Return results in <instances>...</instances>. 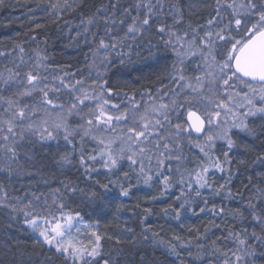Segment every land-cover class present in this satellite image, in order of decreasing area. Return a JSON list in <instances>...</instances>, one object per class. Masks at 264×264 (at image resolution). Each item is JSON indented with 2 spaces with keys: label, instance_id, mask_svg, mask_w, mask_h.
Segmentation results:
<instances>
[{
  "label": "snow or ice",
  "instance_id": "obj_1",
  "mask_svg": "<svg viewBox=\"0 0 264 264\" xmlns=\"http://www.w3.org/2000/svg\"><path fill=\"white\" fill-rule=\"evenodd\" d=\"M35 3L55 17L54 22L79 9L77 37L95 45L90 48V67L97 69L96 79L85 86V80L77 79L76 73L69 70L71 66H50L47 53L38 47L28 55L22 45L16 44L15 57L12 52L0 51V57L8 60L0 70V172L10 181L36 159L37 146L54 143L55 165L61 169L74 167L80 173L75 180H61L51 204L45 197L42 206L43 193L10 196L7 185L0 182V210H7L6 228L22 222L21 231L41 250L39 254H28L26 261H18L15 253L21 252L18 246L22 241L17 240L15 248L7 247L4 252L7 259H0V264H121L124 249L105 251L103 242L121 245L129 239L135 243V237L101 233L98 222L85 224L81 229L78 226L84 221L81 213L65 211L70 202L80 201L102 212L113 203L108 198L110 186L119 188L120 197L130 198L133 187L140 183L152 187L150 182L159 178L156 182L163 185L160 196L170 192L174 185L181 186V196L176 199L185 198L178 207L164 209L165 215L174 213L173 218L178 220L181 210L194 203L188 197L189 192L202 197L204 189L212 195L226 191L228 198H235L232 190L226 188L232 175L233 150L256 151L250 161L240 160L239 164L245 168L258 166L261 171L255 181L252 175L248 176L244 185L247 194L236 195L246 199L244 209L264 233V151L239 141L241 133L253 140L264 137V0H100L92 5L85 0H35ZM4 5L5 0H0V7ZM204 9L210 11L203 23L191 19ZM153 31L164 50L175 57L170 71L166 70L162 77L175 87H167L166 83L155 94L148 90L147 99L142 94L140 100L135 93L123 92V99L113 102L114 90L105 87L108 81L103 76L114 60L124 65L132 61L133 52L140 57L144 46L149 57L154 56L152 49H158V45L148 35ZM31 39L35 41L36 36ZM185 141L202 153L196 167L191 169L187 167L191 161L185 163ZM218 145L223 160L214 155ZM172 161L176 162L174 168ZM213 169L227 173L224 184L213 186L208 175ZM26 174L33 172L29 170ZM100 175L106 183L97 178ZM133 178L135 184L131 182ZM203 203L201 213L217 214L214 205L207 207V199ZM125 207L123 203L117 205V219ZM144 211L150 213V209ZM236 216L243 217V212L238 210L233 219ZM121 231L132 233L133 229L125 227ZM230 237L236 247L226 251L213 247L208 252L201 242L206 236L179 246L188 248L189 256L202 264H216L217 257L219 264H255L249 259L256 255L250 239L264 247V234L230 230ZM143 238L148 239L146 235ZM176 248L175 244L169 245L170 251L179 256ZM193 248L197 250L195 254ZM26 252L25 249L21 256Z\"/></svg>",
  "mask_w": 264,
  "mask_h": 264
},
{
  "label": "trees",
  "instance_id": "obj_2",
  "mask_svg": "<svg viewBox=\"0 0 264 264\" xmlns=\"http://www.w3.org/2000/svg\"><path fill=\"white\" fill-rule=\"evenodd\" d=\"M99 2L100 0H85L88 5ZM37 7L35 0H5V5L0 7V51L12 52V56L15 57L16 52L13 49L16 44L22 45L28 55H32V50L38 47L42 52L47 53L49 57L47 63L50 66H71L69 70L76 73V78L84 79L85 86L90 85L96 79L97 69L90 67L92 64L90 48L95 47V45L86 44L82 38L77 37L76 26L80 22L79 9L64 14L60 20L54 22L55 17L48 15L46 12H36ZM30 8L32 11L29 10ZM208 11L210 10L204 9L197 15L192 16L191 19L203 23ZM185 15H188L187 12ZM148 35L152 42L158 45V49H152V52L155 53L154 56L149 57V51L144 46L140 50V57H137L133 52L132 61L126 62L124 65L119 64L118 60H114L103 76V79L108 81L105 87L114 90L115 99L113 102L122 100L123 92L129 93V95L135 93L136 99L140 100L142 94H144V99H147L146 92L148 90L155 94V90L166 83L167 87H175L174 84L166 82L162 78L163 75L167 74V71H170L171 63L175 57L170 51L164 50L159 36L154 31ZM32 36H36L35 41L31 39ZM5 63H8V60L0 57V70L3 69ZM98 63L99 58H97ZM167 87L165 91H167ZM72 122H74V119ZM262 140H264V137L253 140L242 133L239 134V141L253 145L257 151H264ZM63 143L61 140V146H63ZM35 151L37 153L36 159L26 166L25 172L14 175L10 181L5 179L4 172H0V182L7 185L6 190L10 196H24L25 193L30 196L33 191L37 195L43 193L44 195L41 197L42 206L45 197L48 198V203L51 204L54 190L61 187V180H75L80 176V173L74 167L65 166L61 169L55 165L53 156L56 153V145L54 143L37 146ZM183 153L187 158L185 163L191 161V163H187L189 169L196 167L202 157L199 149L194 144L189 145L187 141H185ZM214 155L223 160L219 145L214 150ZM255 155L256 151L233 150L230 153L232 175L226 188L232 190L235 198H228L226 191H221L220 195H212L204 189L201 190L202 197H196L194 191L189 192L188 197L194 203L181 210V216L178 220L173 218L174 213L165 215L164 209L178 207L185 198L176 199L181 196V186L174 185L170 192L160 196L163 185L156 182L159 178H154L150 182L152 187H148L143 183H140L138 187H133L130 198L120 197L119 188L110 186L111 191L108 193V198L113 203L102 212L95 211L93 206L83 204L80 201L70 202V208H66L65 211H79L86 223L97 225L98 222L101 233L119 234L125 238L134 236L135 243L130 242L129 239H125V242L121 245H115L114 241L103 242L106 245L105 251L114 248L124 249V253L120 257L121 264H202L201 261H194L193 257L189 256L188 248L179 245L185 241L194 242V238L206 236L207 239H202L201 242L205 244L208 252H211L213 247H220L226 251L230 247H236L230 237V230L243 232L246 229L249 234L255 230L257 234H264L261 233L260 228L255 225L244 209L246 199L243 196L236 195V193L247 194L248 190L245 189L244 185L248 182V176L252 175L255 181L257 174L261 171L258 166L245 168L239 164L240 160L250 161ZM23 163L24 160L22 159L21 164ZM171 163L174 168L176 162L172 161ZM29 170L33 172V175L26 174ZM127 170L125 163L124 171ZM208 175L211 177L214 187L224 184L225 180L228 179L226 172L220 173L214 169ZM97 178L101 182H107L103 175ZM121 179H123L122 176ZM131 182L135 184L136 180L133 178ZM81 186H84L83 183ZM193 188H195L194 182ZM152 197H157V199ZM203 199L209 201L208 208L215 206L216 215L207 211L203 213L199 211L201 207H205ZM121 203L126 207L118 214L117 219L116 207ZM137 204L139 207H136ZM145 208L150 209V213L145 212ZM220 209L224 210L223 213L220 212ZM238 210L243 212V217L236 216L233 219ZM6 212V209L0 210V259H7L4 252L9 246L15 248L17 240L22 241L18 246L21 252L27 250L23 256H21V252L15 253L18 261L20 259L26 261L28 254L32 252L39 254L41 250L33 246L32 238L21 231L23 228L22 222H14L12 228H6L5 225L8 219L5 215ZM193 212L196 214L194 215ZM125 227H131L133 232H122L121 230ZM145 235L148 237L147 240L143 238ZM10 237L11 239H9ZM176 237L180 239L176 240ZM213 241L215 244H213ZM250 243L255 245L256 255L249 259L254 260L255 264H264V254H262L264 253V247H261L256 240L250 239ZM170 244L177 245L176 251L180 253L179 256L170 251ZM196 251L195 248L192 249L193 254ZM39 258L43 259V256ZM219 259V257L216 258V264H219Z\"/></svg>",
  "mask_w": 264,
  "mask_h": 264
},
{
  "label": "rangeland",
  "instance_id": "obj_3",
  "mask_svg": "<svg viewBox=\"0 0 264 264\" xmlns=\"http://www.w3.org/2000/svg\"><path fill=\"white\" fill-rule=\"evenodd\" d=\"M36 12H45V11H43L42 9H41V7H37L36 8ZM85 224H90V225H93V224H91V223H86V222H84L83 221V224H81V225H78L79 227H81V229H83V227H84V225ZM76 233H75V229H73V235H75ZM82 238V237H81Z\"/></svg>",
  "mask_w": 264,
  "mask_h": 264
},
{
  "label": "water",
  "instance_id": "obj_4",
  "mask_svg": "<svg viewBox=\"0 0 264 264\" xmlns=\"http://www.w3.org/2000/svg\"><path fill=\"white\" fill-rule=\"evenodd\" d=\"M193 136H196V134H195V133H193ZM201 137H202V134H201Z\"/></svg>",
  "mask_w": 264,
  "mask_h": 264
}]
</instances>
